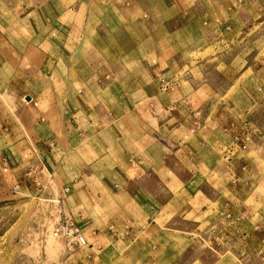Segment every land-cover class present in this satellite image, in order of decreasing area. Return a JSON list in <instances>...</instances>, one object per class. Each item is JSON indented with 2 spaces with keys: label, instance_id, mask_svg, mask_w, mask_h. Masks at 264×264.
Masks as SVG:
<instances>
[{
  "label": "crops",
  "instance_id": "0c3cea01",
  "mask_svg": "<svg viewBox=\"0 0 264 264\" xmlns=\"http://www.w3.org/2000/svg\"><path fill=\"white\" fill-rule=\"evenodd\" d=\"M263 30L264 0H0V218L70 219L74 264H264Z\"/></svg>",
  "mask_w": 264,
  "mask_h": 264
},
{
  "label": "rangeland",
  "instance_id": "374dc122",
  "mask_svg": "<svg viewBox=\"0 0 264 264\" xmlns=\"http://www.w3.org/2000/svg\"><path fill=\"white\" fill-rule=\"evenodd\" d=\"M262 32H264V30ZM219 37H221V39L227 38L226 36H222V34H219ZM250 47L251 46H249V48ZM225 109L229 111L227 106H225ZM262 110V114L264 115V107ZM229 113L231 114V111H229ZM262 122H264V117H262ZM240 130L243 132L246 128H241ZM231 134L229 133V136ZM13 200L12 202H16L17 205L19 204L17 206L18 209H22L23 213H25L29 205L25 202V198L23 196H18ZM9 202L10 201H6V203ZM10 215L8 209L3 210L1 213L0 226L1 224L2 226L0 227V236L2 237L0 239V264H42L43 261L41 257L46 258L44 262L47 260L48 264H64L65 262L66 264L75 263V257H73V255L76 251L73 249L65 255L70 257L69 260L64 261V258L59 260L61 253L65 252L67 249L64 246L63 239L57 238L52 234L54 226H56L58 222L55 225L50 222L49 226H46L43 224L42 220L37 217L31 228L30 225L32 223L23 217L20 219V216L17 220L15 219V221L9 222L10 220L8 219ZM31 236H34L33 241L30 240Z\"/></svg>",
  "mask_w": 264,
  "mask_h": 264
},
{
  "label": "built area",
  "instance_id": "2783aa9c",
  "mask_svg": "<svg viewBox=\"0 0 264 264\" xmlns=\"http://www.w3.org/2000/svg\"><path fill=\"white\" fill-rule=\"evenodd\" d=\"M171 82L166 80H161V87L163 89H167L170 86ZM248 134L247 130H245L243 133L237 135L236 138L241 139V135L244 136V138L241 140L242 143L240 145L241 149L246 148V135ZM226 151L230 152V149H227ZM229 154V153H228ZM227 160H229V157H225ZM53 236L63 239L64 244L67 249L71 250L73 248L82 247L87 245V241L83 235V233L76 228L74 223L68 219V218H61L60 221L54 226V229L52 231Z\"/></svg>",
  "mask_w": 264,
  "mask_h": 264
}]
</instances>
